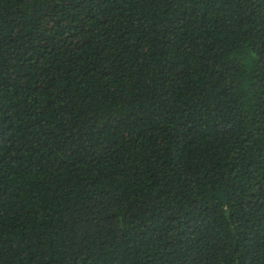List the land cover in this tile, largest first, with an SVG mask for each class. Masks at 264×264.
Returning a JSON list of instances; mask_svg holds the SVG:
<instances>
[{
	"label": "trees",
	"instance_id": "16d2710c",
	"mask_svg": "<svg viewBox=\"0 0 264 264\" xmlns=\"http://www.w3.org/2000/svg\"><path fill=\"white\" fill-rule=\"evenodd\" d=\"M0 264H264V0H0Z\"/></svg>",
	"mask_w": 264,
	"mask_h": 264
}]
</instances>
